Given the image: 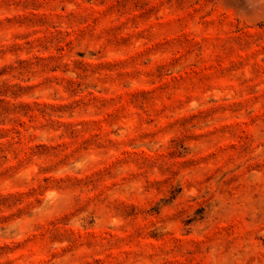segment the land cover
<instances>
[{"label": "rangeland", "instance_id": "374dc122", "mask_svg": "<svg viewBox=\"0 0 264 264\" xmlns=\"http://www.w3.org/2000/svg\"><path fill=\"white\" fill-rule=\"evenodd\" d=\"M0 264H264V0H0Z\"/></svg>", "mask_w": 264, "mask_h": 264}]
</instances>
